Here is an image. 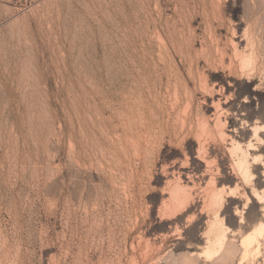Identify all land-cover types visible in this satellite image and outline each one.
<instances>
[{
    "label": "rangeland",
    "instance_id": "1",
    "mask_svg": "<svg viewBox=\"0 0 264 264\" xmlns=\"http://www.w3.org/2000/svg\"><path fill=\"white\" fill-rule=\"evenodd\" d=\"M0 264H264V0H0Z\"/></svg>",
    "mask_w": 264,
    "mask_h": 264
}]
</instances>
